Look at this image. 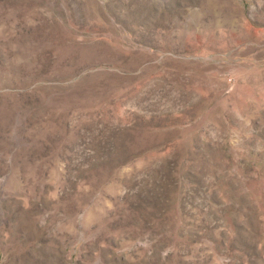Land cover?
I'll use <instances>...</instances> for the list:
<instances>
[{
  "label": "rangeland",
  "instance_id": "374dc122",
  "mask_svg": "<svg viewBox=\"0 0 264 264\" xmlns=\"http://www.w3.org/2000/svg\"><path fill=\"white\" fill-rule=\"evenodd\" d=\"M0 264H264V0H0Z\"/></svg>",
  "mask_w": 264,
  "mask_h": 264
}]
</instances>
